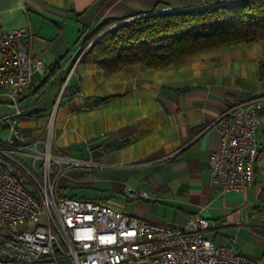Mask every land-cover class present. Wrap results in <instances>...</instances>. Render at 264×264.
<instances>
[{
  "label": "crops",
  "instance_id": "0c3cea01",
  "mask_svg": "<svg viewBox=\"0 0 264 264\" xmlns=\"http://www.w3.org/2000/svg\"><path fill=\"white\" fill-rule=\"evenodd\" d=\"M221 1L0 0V29L24 27L34 52L47 63L19 99L25 110L20 123L31 137L42 133L68 78L65 91L72 94L59 99L52 150L73 158L71 152L86 153V160L97 164L87 168L108 169L103 189L109 194L88 199L158 223L185 224L202 210L208 220L205 236L215 245L264 264V106L252 184L223 192L212 182L208 163L219 145L216 122L232 99L264 94V40L200 51L163 68L131 64L108 73L79 62L82 38L105 20ZM56 61L60 68L50 67ZM69 172L65 177L80 184L97 179L91 171ZM128 188L149 195L127 199Z\"/></svg>",
  "mask_w": 264,
  "mask_h": 264
},
{
  "label": "built area",
  "instance_id": "2783aa9c",
  "mask_svg": "<svg viewBox=\"0 0 264 264\" xmlns=\"http://www.w3.org/2000/svg\"><path fill=\"white\" fill-rule=\"evenodd\" d=\"M163 11H172L165 8ZM24 27L0 29V101L13 110L0 117V264H36L59 257L73 264H122L145 258L148 264H261L205 236L202 210L185 224L153 222L98 200L61 193L56 175L95 161L52 153L55 114L68 78L46 119L31 137L21 125V95L47 63L34 52ZM264 94L232 99L216 122L219 145L208 158L212 182L223 192L244 189L259 163L256 130L262 121ZM55 163L56 168L52 167ZM65 164L66 166H63ZM148 191L128 188L127 199ZM31 227L17 229L19 224Z\"/></svg>",
  "mask_w": 264,
  "mask_h": 264
},
{
  "label": "trees",
  "instance_id": "16d2710c",
  "mask_svg": "<svg viewBox=\"0 0 264 264\" xmlns=\"http://www.w3.org/2000/svg\"><path fill=\"white\" fill-rule=\"evenodd\" d=\"M261 40L264 0H222L105 20L84 38L78 55L82 53L79 62L114 73L131 64L163 68L200 51ZM51 66L60 68L57 61Z\"/></svg>",
  "mask_w": 264,
  "mask_h": 264
},
{
  "label": "rangeland",
  "instance_id": "374dc122",
  "mask_svg": "<svg viewBox=\"0 0 264 264\" xmlns=\"http://www.w3.org/2000/svg\"><path fill=\"white\" fill-rule=\"evenodd\" d=\"M84 39V37L82 38V40ZM81 40V42H82ZM11 107H9L6 103L4 102H0V117L3 116L4 114L8 113L11 111ZM13 110V109H12ZM44 128V127H43ZM55 133V127L53 129V134ZM54 139V136H53ZM55 140V139H54ZM53 154H56L57 151L56 149L52 150ZM71 155H74V157H76L77 159H81V160H86L89 157L87 156L86 153H80L77 154L75 152H71ZM63 166H66L65 164H63ZM52 167L56 168L55 163H52ZM81 171H91V173H93L95 176H97V179L93 182H88V183H84V184H80L79 182L76 181H72L69 178L60 175L59 176V181L61 186V191L67 195H76L77 197H87V198H92V197H105L106 195L109 194L108 190H104V178L107 177L106 175L109 174L108 169H104L103 167H90L87 168V166H78V167H73L70 169V174L72 176L78 175L81 173ZM63 181L65 182L64 188H62L63 185ZM96 200V199H94ZM101 201L103 203H105V200H98ZM27 227H31V224H19L17 226V229L21 230ZM59 263L60 264H73L71 258L69 257H59Z\"/></svg>",
  "mask_w": 264,
  "mask_h": 264
}]
</instances>
